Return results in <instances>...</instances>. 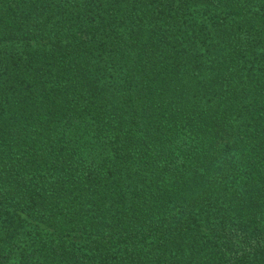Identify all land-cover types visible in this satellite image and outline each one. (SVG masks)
Returning <instances> with one entry per match:
<instances>
[{"label":"trees","instance_id":"1","mask_svg":"<svg viewBox=\"0 0 264 264\" xmlns=\"http://www.w3.org/2000/svg\"><path fill=\"white\" fill-rule=\"evenodd\" d=\"M0 264H264V0H0Z\"/></svg>","mask_w":264,"mask_h":264}]
</instances>
